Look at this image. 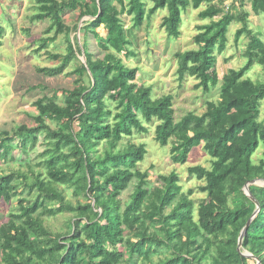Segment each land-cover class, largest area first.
<instances>
[{
	"label": "trees",
	"instance_id": "obj_1",
	"mask_svg": "<svg viewBox=\"0 0 264 264\" xmlns=\"http://www.w3.org/2000/svg\"><path fill=\"white\" fill-rule=\"evenodd\" d=\"M215 1L38 0L41 11L33 20H50L48 34L55 27L56 35L64 33L62 14L67 9L79 8L80 20L89 18L74 26L82 38L68 39L65 56L51 55L62 59L60 64L38 72L57 77L73 59L84 56L86 62L73 72L77 80L64 91L63 104L53 97L38 99L36 126H18L12 135L0 137L2 161L15 162L21 154L42 150L21 164L26 172L0 175V203L12 205L25 196L11 208L8 220L0 221V264H251L243 254L264 264V185L249 188L260 212L238 252L240 235L257 210L244 188L264 181V82L248 77L255 63L264 67L262 35L248 27L251 14H264V0H244L251 11L238 16L225 15ZM204 4L209 7L200 18L212 22L198 27L197 50L176 54L179 79H195L196 89L205 94L218 86L216 51H225L233 22L243 25L236 41L249 38V62L224 75L219 101L208 102L205 113L190 112L177 121L174 96L154 98L152 86L138 85L140 69L127 64L138 57L131 30L168 9L161 26L177 40L184 13ZM124 18L132 19V29ZM55 39H42L41 46L45 49ZM153 124L156 141L172 147L175 164H187L200 147L211 158L210 169H189L205 183L197 218L194 192L184 193L176 172L159 176L150 187L149 173L140 168L148 150L133 139L147 134ZM131 186L134 191L125 202L123 195ZM68 190L78 199L74 205L67 201ZM64 213H73L66 233L46 226L47 216Z\"/></svg>",
	"mask_w": 264,
	"mask_h": 264
},
{
	"label": "rangeland",
	"instance_id": "obj_2",
	"mask_svg": "<svg viewBox=\"0 0 264 264\" xmlns=\"http://www.w3.org/2000/svg\"><path fill=\"white\" fill-rule=\"evenodd\" d=\"M214 4L222 8L225 15L232 13L238 16L246 11H251L250 2L244 0H217ZM207 7H209L208 4H204L198 10L190 7L184 13L182 36L177 40L169 38L161 26L164 17L168 15V9L161 10L151 19H148L141 29L131 30L132 34L134 33V50L138 53V57L127 62V64L140 69L138 85L152 86L154 98L164 95L174 96L177 121L190 112L197 115L205 113L208 102L219 101L224 75L230 70H240L249 62L245 55L248 50L249 38L244 35L240 41H236V32L243 25L233 22L228 31L225 51L223 53L216 51L218 62L215 69L220 80L218 86L213 88L210 94H205L202 89H196L198 82L195 79L190 77H186L183 81L179 79L176 54L198 49L195 43V36L199 33L198 27L212 22L200 18V13ZM40 11L41 4H38V0H0V137L5 132L12 135L18 126L35 127L33 118L39 113L34 104L38 99L53 97L59 104H63L64 91L73 89L77 80V76L73 72L85 62L84 56L78 57L77 60L73 59L67 64L65 72L57 77H49L38 72L39 69L54 68L60 64L62 59L54 60L51 55L65 56L69 52L68 39L70 38L75 42L76 36L82 38L80 31L75 30L74 26L79 24L80 27L82 21L89 20L87 17L80 20L79 8L73 11L67 9L62 14L65 26L64 33L56 35L58 28L55 27L51 34H48L47 30L53 25L50 20L44 22L33 20V16ZM218 19L215 18L214 20L217 21ZM248 21L249 29L261 33V39L264 41V14L259 17L251 14ZM124 24L128 29L133 28L131 18H124ZM100 32L105 34L103 29ZM54 36L56 39L49 42L44 49L41 46V40ZM248 77L254 82H264V67L255 63L248 72ZM37 85L45 86L46 89H31ZM263 119L264 103L262 105ZM54 127L57 126L54 125ZM155 128L156 124H153L149 127L147 134H137L133 139L136 144H144L148 150L146 160L140 168L149 173L150 187L156 184L159 176H168L172 172H176L180 176V184L184 193L194 192L191 199L195 202L197 218L199 204L206 198L200 189L205 183L199 181L196 176H191L189 169L195 166L210 169L211 158L200 147L191 153L187 164H175L171 160L172 147L160 146L156 141ZM38 152L41 153L42 150L31 152L28 157L21 154V159L10 163L0 159V175L3 173L10 174L20 169L26 172L27 167H22L21 164H26L27 160L32 161ZM18 153L16 151L15 155ZM261 155L262 151H259L254 159L258 161ZM260 185H264V181ZM133 191L134 186H131L123 195L125 202L130 200ZM23 197L25 196L18 197L12 205L0 203L1 222L8 220L11 208L16 207L19 204V199ZM66 198L71 205H74L78 200L74 197L72 190L66 192ZM72 216L73 213H64L53 217L47 216L45 224L55 233H66L68 231L67 225ZM154 260L158 261L157 258ZM251 264H257V262L253 260Z\"/></svg>",
	"mask_w": 264,
	"mask_h": 264
},
{
	"label": "water",
	"instance_id": "obj_3",
	"mask_svg": "<svg viewBox=\"0 0 264 264\" xmlns=\"http://www.w3.org/2000/svg\"><path fill=\"white\" fill-rule=\"evenodd\" d=\"M86 62V60H85ZM261 182L263 181H260V180H255V181H252L250 183H248L245 188H244V192L245 194L250 197L251 200H253L257 206V210L256 212L254 213L253 217L251 218V220L248 222V224L246 225V227L244 228V230L242 231L241 235H240V238H239V243H238V252H241V249H242V246H243V241L246 237V234L248 232V229L249 227L251 226L252 222L254 221V219L257 217V215L259 214L260 212V205L259 203L254 199V197L251 195L250 193V186H253V185H260ZM244 256L252 259V260H255L257 262V264H261V262L258 260V258L254 257L253 255L251 254H243Z\"/></svg>",
	"mask_w": 264,
	"mask_h": 264
}]
</instances>
